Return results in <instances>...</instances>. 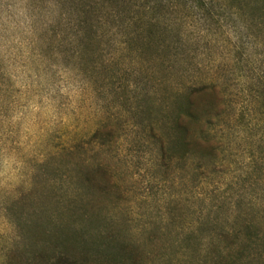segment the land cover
<instances>
[{
    "label": "rangeland",
    "instance_id": "374dc122",
    "mask_svg": "<svg viewBox=\"0 0 264 264\" xmlns=\"http://www.w3.org/2000/svg\"><path fill=\"white\" fill-rule=\"evenodd\" d=\"M177 9L164 58L147 34L82 30L57 0H0V264L75 258L85 231L93 258L264 264V36ZM210 80L227 95L218 160L164 164L161 103ZM234 227L237 244L220 236Z\"/></svg>",
    "mask_w": 264,
    "mask_h": 264
},
{
    "label": "trees",
    "instance_id": "16d2710c",
    "mask_svg": "<svg viewBox=\"0 0 264 264\" xmlns=\"http://www.w3.org/2000/svg\"><path fill=\"white\" fill-rule=\"evenodd\" d=\"M57 4L62 10L61 15L72 8L80 28L92 35H97L99 30L121 35L124 31L130 37L129 44H132L137 37L147 34L153 38L155 48L162 57L167 50L172 51L180 40L174 41L179 33L173 34L172 27L173 23L179 21L172 23L176 19L178 6L206 16H212L213 11L218 9L221 14L236 18L240 31L255 30L253 33L256 36H264V0H57ZM235 27L239 29L236 24ZM243 56L244 51L239 49V61L243 60ZM252 95L262 115L258 123L264 124V86L263 91L260 89ZM226 97L223 85L218 80H210L177 86L170 101L161 103L158 140L164 164L190 162L194 163L191 168L198 170L204 160L216 163L221 150L217 128L224 115ZM245 117L242 112L240 119L245 120ZM99 133L96 132L92 138H97ZM84 177L88 180L87 176ZM246 224L254 228L255 222ZM86 234L87 231L77 238V257L71 258L63 252L50 264H136V258L128 248H124L123 257L122 253L107 252L108 256L93 258L94 244ZM220 236L237 244L239 233L235 228L223 230ZM258 236L259 231L255 229L251 239ZM242 254V251L235 253L228 264H247ZM216 264L223 262L220 259Z\"/></svg>",
    "mask_w": 264,
    "mask_h": 264
}]
</instances>
